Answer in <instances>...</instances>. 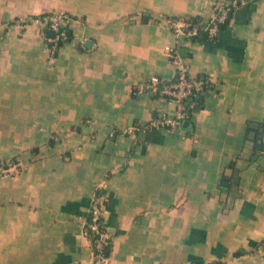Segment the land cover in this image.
<instances>
[{
	"label": "crops",
	"instance_id": "1",
	"mask_svg": "<svg viewBox=\"0 0 264 264\" xmlns=\"http://www.w3.org/2000/svg\"><path fill=\"white\" fill-rule=\"evenodd\" d=\"M217 1L0 0V264H88L102 182L108 264H264V0L214 40L167 20L206 25ZM53 9L71 17L54 55L34 19ZM171 47L208 85L152 127L178 110L150 85L174 78Z\"/></svg>",
	"mask_w": 264,
	"mask_h": 264
},
{
	"label": "built area",
	"instance_id": "2",
	"mask_svg": "<svg viewBox=\"0 0 264 264\" xmlns=\"http://www.w3.org/2000/svg\"><path fill=\"white\" fill-rule=\"evenodd\" d=\"M256 0H218L216 11L211 15L205 29L210 40L216 39L220 32V25L225 22L234 7L240 4L252 3ZM70 15L60 9H53L38 14L34 19L40 24V33L47 39L51 54H56L59 46L70 37L69 22ZM167 20L178 37L191 38L200 31L197 23L180 17H167ZM52 31V34L49 32ZM172 60L176 65L175 76L172 80L163 81L154 75L150 79L151 87L160 95L168 97L177 103L178 110L175 115L164 114L149 123L152 127L175 128L179 126L188 114V100L193 95L201 93L208 85L206 80H194L188 75V67L185 58L177 47H171ZM194 102L190 103V106ZM8 172L5 165L0 167V178ZM105 183L97 186L92 197L89 216L85 222V233L93 245V256L88 264H108L110 257V246L112 242V231L106 224L105 204L106 195L103 191ZM207 264H226L223 261H211Z\"/></svg>",
	"mask_w": 264,
	"mask_h": 264
},
{
	"label": "trees",
	"instance_id": "3",
	"mask_svg": "<svg viewBox=\"0 0 264 264\" xmlns=\"http://www.w3.org/2000/svg\"><path fill=\"white\" fill-rule=\"evenodd\" d=\"M231 12H232V11H231ZM231 12H230V14H231ZM230 14H229V16H230ZM169 17H177V16H169ZM228 18H229V17H228ZM184 19H189V20L193 21L194 23H197V24H198L200 31H199V33H198L197 35H194L193 37L198 36L200 33H204V36H205L207 39H209L208 36H207V33H206V29H205V26H206V25H202V24L198 21V18H197V17H195V16H188V17H185ZM227 20H228V19H227ZM227 20H226L225 22H223V23L220 25V30L225 26ZM69 32H70V30H69ZM70 33H71V32H70ZM180 52H181V51H180ZM192 102H194V104L190 106V103H192ZM201 103H202V96H201L199 93H198V95H197V94H196V95H193V96L188 100V102H187L189 113H191V112H192L193 110H195L196 108L200 107V106H201ZM3 165H5V164L0 162V167L3 166Z\"/></svg>",
	"mask_w": 264,
	"mask_h": 264
},
{
	"label": "water",
	"instance_id": "4",
	"mask_svg": "<svg viewBox=\"0 0 264 264\" xmlns=\"http://www.w3.org/2000/svg\"><path fill=\"white\" fill-rule=\"evenodd\" d=\"M49 34H52V31H51V32H49ZM185 122H186V121H185ZM258 147H259V148H261V147H262V145H258Z\"/></svg>",
	"mask_w": 264,
	"mask_h": 264
}]
</instances>
